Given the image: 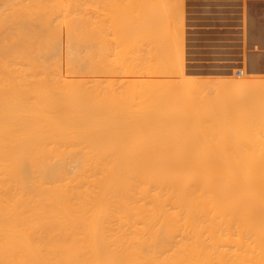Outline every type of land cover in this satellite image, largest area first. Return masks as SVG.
I'll use <instances>...</instances> for the list:
<instances>
[{"label":"bare ground","instance_id":"bare-ground-1","mask_svg":"<svg viewBox=\"0 0 264 264\" xmlns=\"http://www.w3.org/2000/svg\"><path fill=\"white\" fill-rule=\"evenodd\" d=\"M136 1L0 0V264H264V154H253L264 141L251 129L261 144L247 153L237 126L209 130L212 108L197 95L230 90V105L263 79L190 75L178 43L183 19L175 12L165 27L150 0L143 7L156 18L149 8V19L143 9L133 16ZM145 35L169 57L160 65V55L158 73L155 56L150 70L180 76L152 82V124L135 63L148 49L133 55Z\"/></svg>","mask_w":264,"mask_h":264},{"label":"crops","instance_id":"crops-1","mask_svg":"<svg viewBox=\"0 0 264 264\" xmlns=\"http://www.w3.org/2000/svg\"><path fill=\"white\" fill-rule=\"evenodd\" d=\"M190 1L195 9L188 21L187 55L195 63L196 71L203 76L220 77L226 71L242 67L248 75L264 81V0Z\"/></svg>","mask_w":264,"mask_h":264},{"label":"rangeland","instance_id":"rangeland-1","mask_svg":"<svg viewBox=\"0 0 264 264\" xmlns=\"http://www.w3.org/2000/svg\"><path fill=\"white\" fill-rule=\"evenodd\" d=\"M141 1H142V4H141ZM144 1H145V0H139V3H138V1H136V2H137V6H135L136 4L133 5V6H135V7H137V8H133V6H130L131 8H133V11H134V9H138V8L140 7V10H139L138 13H134V12H133V13H131V14L133 15V14H139V13H140V15H141V14H142V9H143V12H144L143 14H144V15L146 14V17L149 19V17H148V12H146V11H148L147 9L149 8V9L151 10V14H152L151 16H152V17L154 16L153 14H155V13H156L155 15H157V11H156L153 7H152L153 9H152L151 7H148V8L146 9L147 6H146V7H143V3H144ZM148 1H149V0H148ZM150 1H153L152 3L155 2L154 4H156V5H155V6H156V9L159 8V9H161L162 11H165L166 13H169V17H170L171 15H172V17H173L174 14H175V12H176L177 15H179V17H180L179 20L181 19L180 21H182V19H183V21L181 22V24H182V26H183L184 28H182V27L179 28V26H178L179 30L182 28L181 30H182V34H183V35H181V33H180L179 35L182 36V38H181L182 40H181V41H182L183 43H182V42H178V43H180L179 45H182V46H183V47H182V46H180V47L182 48L183 60H184V61H183V62H184V67H185V70H186V71H190V73H191L190 75H197V74H198V75H201V72H198V73H197L196 69L193 67V64H192V61H191L190 57H188V55H187L188 21H189L190 17L192 16V12H191V11H192L193 9H192V7L190 6V5L192 4V2H191L190 0H182V1H183V3H182V7H183V8H181V7H180V6H181L180 4H181V2H182L181 0H180V1H179V0H174V1H173V0H163L165 3H164L163 1H160V0H150ZM157 1H158V2H157ZM170 1H173V2L171 3ZM189 1H190V2H189ZM160 2H161V3H160ZM176 2H178L179 5H178ZM145 3H147V2L145 1ZM148 3H149V2H148ZM150 3H151V2H150ZM157 3H158V4L160 3V4H159L160 6H159ZM163 3H164V4L167 3L165 6H167L168 8H170V11H169V12H168L169 9H168V10H163V9H167V8L163 5ZM175 3H176V5H178V6H175ZM138 4H139L140 6H139ZM168 4H169L170 6H168ZM187 4H188V5H187ZM147 5H148V4H147ZM157 5H158L159 7H157ZM150 6H151V5H150ZM152 6H153V4H152ZM161 6H162V8H160ZM163 6H164V8H163ZM173 6H174V7H173ZM172 7H173V8H172ZM131 8H130V9H131ZM180 8H181V9H180ZM144 9H146V10H144ZM171 9H172V10H171ZM176 9H177V10H176ZM182 9H183V12H182ZM153 10H154V11H153ZM161 10H160V11H161ZM175 10H176V11H175ZM180 10H181V11H180ZM184 10H185V11H184ZM186 10H187V11H186ZM189 10H190V11H189ZM130 11L132 12V9H131ZM137 11H138V10H137ZM137 11H135V12H137ZM160 11H159V12H160ZM162 11H161V13H159L158 15H160V14L162 15V19H165V20H164V22H165V25H164V26L167 27L166 24L169 25V24H171L170 22H173V21H170V20H172V17H170V19H169V17H167L168 14L166 15V13H164V12H162ZM171 12H172V14H171ZM179 13H180V14H179ZM164 14L166 15L165 17H164ZM133 16H135V15H133ZM182 16H183V17H182ZM140 17H142V16H140ZM152 17H151V18H152ZM154 17H155V16H154ZM157 17L160 18V16H157ZM142 18H143V17H142ZM144 18H145V17H144ZM155 18H156V17H155ZM166 18H167V19H166ZM152 19H153V18H152ZM162 19H161V20H162ZM168 19H169V22H168ZM173 19H174V18H173ZM131 20H132V19H131ZM134 20H135V19H134ZM139 20H140V21H141V20H146L147 23L150 22V21H147V19H139ZM175 20H176L177 22H179L178 19H176V16H175ZM132 21H133V20H132ZM151 21H152V20H151ZM153 21H154V20H153ZM156 21H159V22H160L159 25H161V23L163 24V22H161L160 20H157V19H156ZM141 22H142V21H141ZM159 22H157V23H159ZM147 23H146V25H147ZM153 23H154V22H153ZM155 23H156V22H155ZM174 23H176V22L174 21ZM186 23H187V24H186ZM150 24H152V23H150ZM150 24H149V25H150ZM181 24H180V25H181ZM143 25L146 26L145 23H144ZM156 25H157V24H156ZM171 25H173V23H172ZM175 25H176V24H175ZM177 25H178V23H177ZM151 26H152V25H151ZM151 26H150V28H151ZM161 26H162V25H161ZM161 26H160V29L164 27V26H163V27H161ZM155 27H159V26H155ZM169 27L171 28V26H169ZM169 27H167V28H169ZM175 27H176V26H175ZM175 27H174V28H175ZM141 28H143V27H141ZM147 28H148V26L146 27V29H147ZM152 28H153V27H152ZM167 28H166V29H167ZM176 28H177V27H176ZM176 28H175V29H176ZM154 29H155V28H154ZM157 29H158V28H156V30H157ZM160 29H159L158 31H160ZM141 30H142V29H141ZM143 30L146 31L144 28H143ZM148 30H150V29L148 28ZM148 30H147V31H148ZM156 30H155V31H156ZM161 30H163L164 33H162V31H160L159 34L162 33V34H165V35H166L165 32L169 31V29H167V31H165L164 29H161ZM179 30H178V31H179ZM181 30H180V31H181ZM147 31H146V33H147ZM152 31H153V29H152ZM155 31H153V32H154V33H153L154 35H155ZM141 33H142V32H141ZM143 33H144V32H143ZM146 33H145V34H146ZM150 33L152 34L151 31H150ZM148 34H149V32H148ZM153 34H152V35H153ZM168 34H169V33H168ZM168 34H167V35H168ZM142 35H143V34H142ZM156 35H157V34H156ZM156 35H155V36H156ZM165 35H160V38H161V37H165ZM167 35H166V39H165V40L169 41V43H170V45H171L170 38H168L169 36H167ZM145 36H147V35H145ZM145 36L143 37V39H139V40H140L139 42H141V41H142V42H141V44L138 45V47H137V46H134V47H137V50H138V51H142V50H143L142 53L139 52V54H138L137 51H136V53H135L134 51L136 50V48H134V47H132V46H131V48H132L134 51H131V50H130V51H131L132 53H135V54H133L135 57H136V56L139 57V56L142 55V54H143V56L145 55V54H144V52H145V51H144V50H145V49H144V46L147 47V49L149 50V51L147 50V51H148V54H150L149 56H147L148 54H147V51H146V52H145V53H146L145 58L141 56V58H138V59H139V62H138V59H137V57H136V58H135V59H136V62H135V63H137V67H138V68H137V67H136V68H137L138 72L140 71V69H142V70L140 71L141 73H139V74L141 75L142 79L144 78L143 80H141V81H143V82H141V83H142V86H141V87H142V91H143V92H142V96H141V100H142V101H141V105H142L141 107H142V108L144 107L143 110H142V111H144V112H143V113L141 112V113H142V115L144 114V115L149 119V121L151 122L152 120H150V119H151L150 117H152V115H150V114H152V112L149 113L150 110H151V109H149V106H150V99H151V91H152V87H153V84H154V83H152V82H155L154 79H157V77H159L160 79H162L163 82H165L164 80H167L168 78L170 79V77H172L173 79L177 77L176 80L179 81L178 77H180V76H179V75H178V76H176V75L174 76V75H171V73H170L169 75H155L156 71L158 72L157 69H160V68L162 67V66H161L160 68H158V66H159L158 63H160V62H159L160 55H161V59L163 58V59H162V62L160 63V65L163 64V60H164V61L168 60V59H167L168 55H167V57L165 56L166 54L163 56V54H162V53H163V50L161 49V50H162L161 52L158 50L157 47H159V46H158L159 44L157 45V43H156V41H157L158 39L155 40V37H154V36H153L154 39H151L152 36L150 37V35H148L147 38H146ZM158 36H159V35H157V38H158ZM177 36H178V35H177ZM141 37H142V36H141ZM149 38H150L151 40H149ZM160 38H159V39H160ZM143 40H144V41H143ZM154 40H155V41H154ZM175 40H176V39L174 38V40L172 41V43H173ZM161 41L164 43V41L160 39V42H161ZM143 42H144L145 45L143 44ZM153 42H154V44H153ZM175 42H176V41H175ZM175 42H174V43H175ZM146 43H147V44H146ZM155 43H156V44H155ZM174 43H173V44H174ZM148 44H149V45L151 44V45H150L151 48H150V46H149ZM165 44L167 45V47L169 46V45H168V42H167V43L165 42ZM173 44H172V45H173ZM140 45H141V46H140ZM156 45H157V47H156ZM160 45H161V44H160ZM177 45H178V44H176V46H174V47H177ZM154 47H155L156 49H154ZM171 47H172V46H171ZM180 47H177V48H180ZM138 48H142V50H141V49L139 50ZM152 48H153L154 52H153ZM172 48H173V47H172ZM181 48H180V49H181ZM164 49H167V48H164ZM168 49H169V47H168ZM180 49H179V50H180ZM150 50H151L153 53H151ZM174 50H175V48H174ZM176 50H177V49H176ZM155 51H156V53H155ZM164 51L167 52L168 50H164ZM166 52H164V53H166ZM132 53H131V55H132ZM160 53H161V54H160ZM168 53H169V52H167V54H168ZM127 55L130 56V54H127ZM133 55H132V56H133ZM155 56H156L157 58H156ZM149 57H151V59H149ZM187 57H188V58H187ZM154 58L158 59V61L155 60ZM165 58H166V59H165ZM168 58H169V57H168ZM132 59H133L132 57H131V59H130V57H129V61H128L129 64L134 63V60H132ZM152 59H153V60H152ZM127 60H128V59H127ZM130 60L133 61V62L130 63ZM140 60H141V61H140ZM143 60H146V61H144V62H145L147 65L149 64V66L146 65V67H149V69H147L146 67H144V68H146V69H144V68L141 67V65H142L141 62H142ZM148 60H149L150 62H149ZM151 60H152V62L155 60L154 64L156 65V67H155L156 69H154V66H153L152 63H151ZM144 62H143V65L145 64ZM148 62H149V63H148ZM156 62H157V63H156ZM135 63H134V65H135ZM139 63H141V64H139ZM164 63H166V62H164ZM167 63H168V62H167ZM167 63H166L165 66H168V65H169V63H168V64H167ZM157 64H158V65H157ZM139 66H140V67H139ZM151 66H152V67H151ZM165 66L163 65V69L165 68ZM186 66H187V67H186ZM167 68H168V67H167ZM150 69H152V70L154 69V70H156V71H153V72H152ZM168 69H169V68H168ZM168 69H167L166 71H168ZM235 69H236V68H235ZM235 69H233V70H229V71H226L224 75H222V76H220V77H218V78H221V79L224 78V79H228V80H229V79L232 80V78H234V80H235V79H238V76L235 75ZM161 70H162V68H161ZM193 70H194V71H193ZM159 71H160V70H159ZM162 71H163V70H162ZM192 71H193V73H192ZM227 72H228V73H227ZM245 72H246V74H247V71H245ZM148 73H149V74H148ZM158 73H161V71L158 72ZM165 73H166V72H165ZM165 73H163V74H165ZM168 73H169V71H168ZM168 73H167V74H168ZM195 73H196V74H195ZM150 74H151V75H150ZM172 74H174V73H172ZM202 76H203V75H202ZM161 77H162V78H161ZM164 77H165V79H164ZM167 77H168V78H167ZM252 77H253V76H252ZM152 78H153V79H152ZM159 78H158V80H159ZM172 78H171V79H172ZM169 79H168V80H169ZM148 80H149V81H148ZM162 80H161V82H162ZM168 80H167V81H168ZM176 80H175V81H176ZM257 81L260 82V84H257V85H260L261 87L258 86V87L255 88V86H253L254 89H253V88L249 89V94H248V90H247V91H244V90H243L245 93H244V92H243V93L241 92L239 95L237 94V92L234 91L233 93H236L235 95H238V96H236V97H237L236 99H238L239 101L236 100V99L234 98V95H233V98H231V99H235L236 102L233 101L234 103H232V102L230 101V102H231L230 105L227 104V101H225V99H229L228 91H230V90L225 89V90H227V92H224V91H223V92H220V93H222V94H220L219 92H218V94H216V93H217V90H215V89H217V88H215V86H214V87L212 86V88H214V90H213L211 87H210V88H204V87H203L204 89L201 88L203 91H202V90H199V91H198L199 94H197L198 97L201 96V98H202V100H203V101H202L201 98H200L199 103H200V101H202V103H204L203 106H206V104H207V106H209L208 108L206 107L205 109H210V107L212 108V109H210V110H204V109H203L204 112H205L204 115L207 113V111H208V113H207L208 115H207V114L205 115V116L207 117V118L205 117V119H204V121L206 122L205 125H204L203 122H202V124H203L204 126H206V127H207V125H208V126H212V127L214 126V128H220V129H214V130H217V131H221V130L225 127V130H226V131H225V130H224V131L222 130V132H225V133H226L227 131H228V133L230 132L228 128H230V129L233 130L232 126H233V127H236V126H237V127H236L237 130L234 129V131H235V130L238 131V129H239L238 133H241L240 135H242V137L246 138V139L243 138L242 140L246 141V142L248 143V146H249V144H252V146L250 145V146L252 147V148H251L252 151L254 150L253 147H256V148L259 147V145L261 144L260 142L264 141V140H263V139H264V129H263V128H264V124H263V123H264V118H261V116L264 115V98H262V97H264V95H262V94H264V92H263L264 89L261 90V88L264 87V86H263V85H264V81H263V83H261V81H259V80H257ZM171 82H172V81H171ZM179 82H180V81H179ZM172 83H173V82H172ZM174 83H175V82H174ZM174 83H173V84H174ZM150 84H151V85H150ZM125 85H126V84H125ZM128 85H129V83H128ZM149 85H150V86H149ZM178 86H179V83H178ZM180 86H181V85H180ZM150 88H151V89H150ZM259 90H260L261 92H260ZM194 91H195V90H194ZM200 91H202V92H200ZM232 91H233V90H232ZM232 91H231V92H232ZM252 91H253V93H252ZM256 91H257V93H256ZM198 92L196 91V93H198ZM215 92H216V93H215ZM258 92H260V93H258ZM144 93H145V95H144ZM255 93H256V94H255ZM229 94H230V93H229ZM241 94H242V95H241ZM250 94H252V96H250ZM219 95H220V99H219ZM246 95H247V98H248L250 101L246 98ZM248 95H249L250 97H252V98H250ZM261 95H262V96H261ZM206 96L209 97V98H206ZM226 96H227V98H226ZM255 96H256L257 98H256ZM223 97H224V98H223ZM204 98H205V99H204ZM215 98L217 99V101H216V102L214 101V102H215V103H214L212 100H216ZM208 99H209V100H208ZM245 99H246V100H245ZM257 99H258V100H257ZM262 99H263V100H262ZM206 100H207V101H206ZM220 100L224 101V102H223L224 105H222V101H220ZM144 101H145V102H144ZM256 101H257V102H256ZM142 102H143V103H142ZM194 102H196V101H194ZM206 102H208V103H206ZM237 102H239V103L236 104ZM240 102H241L243 105H246V103L248 102V103L250 104V105H248V103H247V105H248L249 107H250L251 105H254L253 103H255L254 107L251 108V110H253V108H255V109H254L255 111H252V112L254 113V115H253V113H251V114H252L253 117H255V115H256V118H253V119H252V116H251V114H250L251 111L248 109L249 107L246 106V107H248V108L245 110V108H244L245 106L242 107V105H240V104H241ZM258 102H259V103H258ZM244 103H245V104H244ZM251 103H252V104H251ZM256 103H257V105H256ZM191 105H192V104H191ZM193 105H194V103H193ZM193 105H192V106H193ZM196 105H197V104H196ZM199 105H200V104H199ZM199 105H198V106H199ZM210 105H212V106H210ZM221 105H222V107H221ZM236 105H237V106H236ZM194 106H195V105H194ZM194 106H193V107H194ZM225 106H226V107H225ZM235 106H236V107H235ZM239 106H240V107H239ZM219 107H220V108H219ZM226 108H231V109H233V111H227V112H226ZM239 108H240L241 110H240ZM242 108H244V109H242ZM257 108H258V109H257ZM144 109H145V110H144ZM220 110H221V111H222V110H225V111H222V113L224 112V113H223L224 116H225V114H228V117H226L227 119L222 115V113H221ZM243 110H244V111H243ZM209 111L211 112V115H212V114L214 115V118H212L213 115H212V116L209 115V114H210ZM213 111H215V113H214ZM245 111H247V112L244 113ZM256 111H257V112H256ZM212 112H213V113H212ZM242 112H243V115H247V116L244 117V116L242 115ZM258 112H260V113H258ZM216 113H218V114H216ZM248 113H249L250 116L248 115ZM147 114H148V115H147ZM220 115H221V116H220ZM258 115H259V116H258ZM145 116H141V117H143V121H145V123H147L148 120L145 119ZM148 116H149V117H148ZM208 116H209L210 118H209ZM226 116H227V115H226ZM257 116H258V118H257ZM215 117H216V118H215ZM249 117L252 119V121H250V123H246V122H249V120H251V119H249ZM211 118H212L213 120H212ZM223 118L226 119V120H224ZM246 118H248V119L246 120ZM207 119H208V120H207ZM238 119H240L242 122H239ZM243 119H244L245 121H244ZM256 119H258L257 122H258L259 120H260L261 122H260V121H259V123H256V121L253 122V120H256ZM261 119H262V120H261ZM210 120H211V121H210ZM149 121H148V122H149ZM171 121H172V120H171ZM171 121H170V120L168 121L169 124L171 123ZM225 121H226L227 123H226ZM168 122H166V123L168 124ZM209 122H210V123H209ZM145 123H144V124H145ZM239 123H240V124H239ZM241 123H242V124H241ZM260 123L262 124V126H261ZM147 124H148V123H147ZM151 124H152V122H151ZM169 124L166 125V129H167V127L169 126ZM252 124H253V125H252ZM254 124H255V125H254ZM257 124H258V125H257ZM259 124H260V125H259ZM145 125H146V124H145ZM174 125L176 126V124H174V122H173V125L171 124L172 127H171V126H170V128L168 127L169 130H167V131H168V132H172V133H173L172 136H174V137H175V134L178 135V138H179V136H180L181 134H183L184 132H183L182 130H181V131L176 130V129H178V128H176V127L174 128V127H173ZM226 125H228V126H226ZM231 125H232V126H231ZM251 125H252V126H251ZM149 126H151V125H149ZM229 126H231V127H229ZM221 127H223V128H221ZM240 127H241V128H240ZM254 127H255V128H254ZM207 128H209V130H210V129L212 130L211 127H207ZM258 128H259L260 130H258ZM246 129H247V131H246ZM251 129H255V130H253V131H255V134H257V135H255L256 138H257L258 135H259L260 137H262V138H261V139H262L261 141H260L259 137L257 138V139H259V141H260V142H259L260 144H257L258 146H253V145H255V144H253V143H255V141H256L257 139L254 138V136L252 137V134L254 135V132H253V133L250 132V131H252ZM257 130H258L259 133L257 132ZM165 131H166V130H165ZM181 132H182V133H181ZM231 133H232V131H231ZM246 133H247V134H246ZM251 133H252V134H251ZM168 134H169V133H168ZM236 134H237V133H236ZM249 134H251V136H250V137H251V140L249 139V138H250L249 136H247L248 138L246 137V135H249ZM170 135H171V134H170ZM238 135H239V134H238ZM240 135H239V136H240ZM244 135H245V136H244ZM180 137H181V136H180ZM171 138H172V137H171ZM175 138H177V136H176ZM178 138H177V139H178ZM240 138H241V136H240ZM172 139H173V138H172ZM248 139H249V141H248ZM253 140H254V141H253ZM173 141H174V140H173ZM252 141H253V143H252ZM256 142L258 143V141H256ZM242 143H243V142H242ZM242 143H241V140H240V145H241ZM263 143H264V142H262V144H263ZM245 144H246V143L244 142V145H245ZM242 145H243V144H242ZM242 145H241L240 147H242V148H247V146H246L247 144H246L245 146H242ZM250 146L248 147V149L250 148ZM261 147H264V146H261ZM261 147H260V148H261ZM251 149H249V151H246V152L249 153V152L251 151ZM257 149H258V148H257ZM257 149H256V151H257ZM260 150H261V151H260ZM252 151H251V152H252ZM259 151H260V152H259ZM263 151H264V150H263ZM263 151H262V149H259L257 153L254 152L253 154H257V155H258V154H262V153L264 154ZM261 152H262V153H261ZM244 154H245V153H244ZM246 155H248V154H246ZM249 155H250V154H249Z\"/></svg>","mask_w":264,"mask_h":264},{"label":"built area","instance_id":"built-area-1","mask_svg":"<svg viewBox=\"0 0 264 264\" xmlns=\"http://www.w3.org/2000/svg\"><path fill=\"white\" fill-rule=\"evenodd\" d=\"M246 71L245 68H236L235 69V75L236 76H241L243 74V72Z\"/></svg>","mask_w":264,"mask_h":264}]
</instances>
